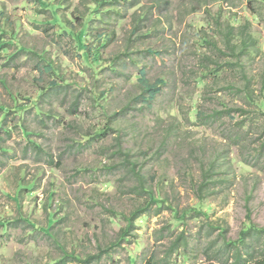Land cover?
Here are the masks:
<instances>
[{"label":"rangeland","instance_id":"obj_1","mask_svg":"<svg viewBox=\"0 0 264 264\" xmlns=\"http://www.w3.org/2000/svg\"><path fill=\"white\" fill-rule=\"evenodd\" d=\"M0 108V264H264V0H0Z\"/></svg>","mask_w":264,"mask_h":264},{"label":"trees","instance_id":"obj_2","mask_svg":"<svg viewBox=\"0 0 264 264\" xmlns=\"http://www.w3.org/2000/svg\"><path fill=\"white\" fill-rule=\"evenodd\" d=\"M222 1H224V0H222ZM86 30H83L81 32L80 36H79L80 43L82 42V38L86 36ZM245 35L246 34L244 32H241L240 34H237V29L235 27H233V26H230L229 30L224 31V41H225V43H227L230 46L232 52L239 51V53L241 54V57L251 56L254 53V50H255V47H256L255 43L252 44L249 41V39L245 37ZM238 37H242V38H241V40H238V42H237L236 40H237ZM249 38H251V37H249ZM230 48L228 47L229 50H230ZM83 49H86L84 45H83ZM95 62H97V59L95 60ZM139 81L142 84V87L144 89L143 93H142V97H144V98L146 97L145 99H143L144 100L143 102L144 103H150L159 94V92L161 90V83H163V82L162 81H158V83L160 84L159 86L152 85V84L148 83L146 81L145 72H143V71L141 72V77H140ZM249 89H250L249 83H247L246 90L248 91ZM31 104H32V106L29 105L28 109H32V108L35 107V104H33V102H31ZM0 110L5 113V117L8 116V114L11 112L10 110H6V108H0ZM233 113H239L242 117H245V116L248 115L246 110H245V108L241 107V108H239L237 110L225 109L223 112H218V111L216 112L215 111L211 116H209L208 119L217 120V119H223V118H225L227 116L230 118L233 115ZM198 115L202 116L201 112L198 113ZM246 126H249V128H248V132H249L251 124L248 122V120L247 121L243 120V123L241 124L240 130H244ZM92 138L93 137H88V138H86V140H91ZM233 141L235 143H239V140H238L237 137L233 138ZM262 151H264V147H263ZM261 156H262V153H261V155H259V157L257 159H259ZM186 214L184 213L182 215V217H185ZM9 223L10 222H7V225ZM7 225L0 224V226H2V227H6ZM128 229L129 228H127L125 230V232L123 233V236H126V234L128 233ZM47 231H49V229ZM44 233L47 236H49L48 232H44ZM222 234H224V231H222ZM123 239L124 238H121V241ZM250 239H252V240L256 239L258 241L259 240L260 241L264 240V227H260V226H257L256 224L252 223L250 228L242 233L239 243H242V245L245 246V245L249 244ZM225 242H227V241L225 240ZM186 243H188V240H187L186 236H184V233H182L180 235V237H178L173 242L172 248L170 250V254H169V256L167 258H164L163 264H167L168 263V259L173 254L178 252L180 247L186 246L187 245ZM236 244H237L236 242L229 241L228 243H225V247H228V249H231V247H236ZM240 248L238 247L239 254H237V256L235 257L234 264H241L243 261H246L244 259H247V258H243L242 257L243 254H242ZM66 259H73V258H71L69 256H66Z\"/></svg>","mask_w":264,"mask_h":264}]
</instances>
